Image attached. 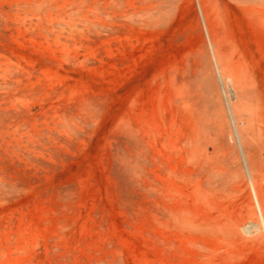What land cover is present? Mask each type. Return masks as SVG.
Returning <instances> with one entry per match:
<instances>
[{
    "label": "rangeland",
    "instance_id": "374dc122",
    "mask_svg": "<svg viewBox=\"0 0 264 264\" xmlns=\"http://www.w3.org/2000/svg\"><path fill=\"white\" fill-rule=\"evenodd\" d=\"M0 264H264V0H0Z\"/></svg>",
    "mask_w": 264,
    "mask_h": 264
}]
</instances>
